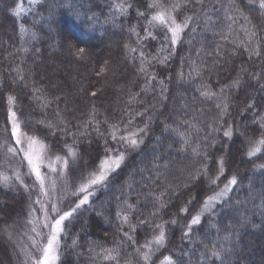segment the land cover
Wrapping results in <instances>:
<instances>
[{"label": "trees", "instance_id": "obj_1", "mask_svg": "<svg viewBox=\"0 0 264 264\" xmlns=\"http://www.w3.org/2000/svg\"><path fill=\"white\" fill-rule=\"evenodd\" d=\"M120 2L123 0H0V144L15 143L7 125L10 95L15 97L14 110L22 130L46 146L45 159L51 160L53 153L66 155L67 141L79 159L86 161L79 163L90 169L105 155V141L115 147L109 135L112 124L121 132L148 124L146 133L140 134L144 143L129 151L126 164L112 174L109 186L90 198V206H83L65 221L58 264H144L137 249L152 238L154 226L160 223L165 224L168 241L153 256L155 264L166 255H171L174 264H221V260L223 264H264V236L260 234L264 233V170H255L264 164V155L251 159L247 155L248 141L259 139L264 131L258 122V116L264 114V16L258 0H160L165 8L181 4L173 13L178 21L192 17L174 50L169 34L165 53L158 49L165 44L166 29L153 28L156 39L144 31L157 10L148 8L150 0H126L132 7L125 14L112 8ZM17 3L25 10L19 16L13 14ZM21 27L26 29L23 34ZM245 29L255 32V37L246 35ZM257 44L261 55L249 57L245 47L251 50ZM81 47L86 50L83 60L76 56ZM168 52L164 63L152 59ZM142 59L146 72L140 71ZM238 75L240 86L232 87ZM204 90L216 95L206 98L201 95ZM223 102L228 110L221 118L216 105ZM248 103L254 107L248 109ZM41 121L61 128L63 121L68 124V134L53 132ZM229 125L233 127L231 140L224 136ZM197 146L199 156L193 154ZM6 154L7 147L0 148V171ZM221 156L225 175L216 190L234 174L239 183L228 194L230 201H222L213 213H206L202 224L182 239L205 195L213 194L206 192L203 176L189 183L190 173L206 163L214 177ZM17 169L28 172L10 163L6 175L12 177ZM24 179L31 188L30 178ZM14 183L7 188L0 185L2 208L7 198L17 196ZM157 196L166 202L158 212ZM193 196L196 200L188 204ZM74 201V196L70 201L66 198L67 208L74 207ZM185 206L191 214L181 213ZM125 215L128 223L122 225ZM258 235L260 239L250 246L249 241ZM0 236L9 239L3 233ZM15 241L20 243V238ZM6 248L9 250L8 245ZM104 249H116L112 253L115 259L105 260ZM18 250L13 243L4 264L8 259L14 264ZM213 250L220 253L221 260L212 257Z\"/></svg>", "mask_w": 264, "mask_h": 264}, {"label": "snow or ice", "instance_id": "obj_2", "mask_svg": "<svg viewBox=\"0 0 264 264\" xmlns=\"http://www.w3.org/2000/svg\"><path fill=\"white\" fill-rule=\"evenodd\" d=\"M36 0H29V3H35ZM197 3H202V0H197ZM185 7L187 5H184ZM132 5L128 4L126 0L120 3H113L112 8L115 12L120 14H125ZM258 7L260 9V13L264 16V0H258ZM149 9H157L147 20V26L144 31L146 36H151L152 39H156V36L152 34L153 28H162L166 29V34L164 36L165 44L158 49L159 53H165L169 48V34H170V46L171 49H175L178 44V41L181 39V34L184 32L186 28L189 26V22L192 20L191 16H186L182 21H178L176 16L173 14L181 8V4L176 3L170 5L165 8L160 3V0H150L148 4ZM25 10L22 6L17 3L15 5L14 15L19 16ZM139 16H145L144 12L138 11ZM228 20H233L232 16L227 17ZM248 18L245 17V20ZM230 27V25H229ZM135 32V28L131 29ZM21 33L23 34L26 29L21 27ZM246 35L250 37H255V32H248L245 29ZM138 35V34H137ZM251 40H249V43ZM139 43V38H138ZM127 47V45H126ZM239 47V45H237ZM248 52L249 57L252 55L260 56L261 51L259 45L249 50V48L245 47L244 49ZM131 51H136V49H131ZM171 52H168L162 57L154 56L152 59H158L160 63H164L167 61L168 56ZM76 56L78 59H86V50L81 47L76 51ZM141 57H144V53L141 52ZM145 61L142 59L141 61V72H146V68L144 67ZM246 70V69H242ZM104 69H101L103 72ZM23 78V77H21ZM240 77L239 75L232 82V87L240 86ZM264 88V84L261 85ZM224 92V88H221V93ZM91 95L95 96L96 92H92ZM201 95L206 98H212L216 95V93L211 92L210 90L201 91ZM39 99V98H38ZM8 118L7 125L10 126L11 129V139L15 141L13 144H0V148L7 147V153L11 154L12 157H16L20 159V164L23 166L25 163L28 168L27 173H22L20 170H14L13 176L9 177L4 172H0V185L4 187H9L13 185V180L15 184L20 185L25 189L26 192H29V219L27 223L32 225L30 229V233L34 234L28 235V239L30 241V245L25 247L24 253L25 258L23 264H58L61 256V252L63 249L61 248V240L66 235L67 225L65 221L69 220L77 213L83 206H90V198L95 196L98 191L101 189L107 188L109 186V182L113 177V173H116L123 165L126 164L128 159L129 151H136L140 148V145L144 143L143 137L140 135L141 133H146L148 128V124L145 123L142 128H128L126 127L123 132L116 125L112 124L111 131L109 135L113 141L112 145L107 144L105 141V155L99 158V162L96 163L94 167L91 168L90 171L81 170L80 176L78 178V182H75L72 187L73 191L71 192L72 196L76 197V201H74V207H69L67 210L62 209L60 204L63 202V197H58L56 195L57 181L52 179V176L47 173L42 172V168L45 166V155L44 151L46 146L43 141H41L35 135H28L26 132L22 130V124L19 118L17 117V113L14 110L15 97L8 96ZM50 103V102H49ZM48 104H45L44 107H47ZM218 109H220V116L223 118V115L228 110V104L226 102L218 103L216 105ZM254 105L252 103L247 104V108L251 109ZM59 115V113H57ZM257 117L254 114V122H256ZM258 122L261 129H264V114H260L258 116ZM41 123L46 124L49 129L55 131H63L65 135L68 134V124L63 123V128L60 127V124H53L47 121H41ZM131 119L128 121V124L131 125ZM99 133V129H96ZM118 133H120L118 135ZM84 135L85 133H80ZM224 136L228 138V140L232 139L233 136V127L229 125L227 129L224 130ZM187 142V138L182 136ZM73 139L75 140V134H73ZM249 149L247 152L248 157L251 159L252 157H256L258 154L264 155V131L261 132L260 138L257 140H249ZM40 146V151H37L36 146ZM66 155L55 156V163L49 160L47 167L49 173L55 174L57 179L67 180V175L72 171L71 165L75 164L79 159V153L76 151L74 146H70L65 141ZM193 154L199 156L201 154L199 146L193 148ZM207 159V154L205 153V160ZM62 161V163H60ZM219 169L217 175L214 177L210 174V170L207 167L206 163H202L201 169H195L192 173H190L189 183H193L198 181L201 176H203L207 182L206 192L213 193L212 195H205L203 203L200 208L197 210L195 215H192L191 220L187 223L188 231L183 233L182 239L184 237H188L190 233L198 226L202 224V217L206 213H213L216 206L221 205L222 201H230L231 197L228 195L230 192L234 191V186L239 183L237 176L234 174L230 178L227 179V182L224 184L223 188H220L219 191L216 189L219 187V182L221 177L225 175V167H224V157L221 156L219 161ZM87 168V165H85ZM256 171L264 170V164L257 165ZM264 175V174H262ZM34 177V183L29 188V186L25 183L24 177ZM51 180V186H49V181ZM39 186V194H37V198L35 201L31 200V196L36 194V186ZM215 186V187H213ZM65 191H67V184H65ZM163 195V193L161 194ZM264 198V197H262ZM196 200V197L193 196L192 199L188 201V204H192L193 201ZM155 204L158 205L156 208V212L159 211L160 208L166 206V202L162 201L159 196L155 197ZM38 206V208L36 207ZM131 207V206H129ZM181 213L188 215L191 214V209L187 206L182 207L180 209ZM41 213L42 215H37V213ZM155 216L156 213L154 212ZM121 213L117 212V217L120 218ZM128 223V217L125 215L122 219V225ZM143 223V221H142ZM149 226L152 227V222L149 221ZM172 224L176 223V218L171 220ZM158 229V233L156 231ZM132 231H135V227L132 228ZM125 236L128 240H132L135 243V240L131 235L125 233ZM168 241V236L166 234V228L164 223L156 224L153 229V234L151 239H146L145 243L137 249V253L140 258L143 260L144 264H155L153 260V256L159 252L161 249L166 247V242ZM76 241L73 240V245H75ZM144 249V251H141ZM116 249H104L103 256L105 260H114L115 257L112 253L116 252ZM212 257H215L217 260H221V255L219 252L213 250L211 253ZM161 264H174V261L171 255H166L163 257ZM175 264H183L182 261H176ZM221 264H223L221 260Z\"/></svg>", "mask_w": 264, "mask_h": 264}, {"label": "rangeland", "instance_id": "obj_3", "mask_svg": "<svg viewBox=\"0 0 264 264\" xmlns=\"http://www.w3.org/2000/svg\"><path fill=\"white\" fill-rule=\"evenodd\" d=\"M1 13H0V23H1ZM71 100V99H69ZM37 151H40V146L37 145L36 146ZM55 154H52L51 157V161L52 159L55 158ZM22 159V157L20 158ZM20 159L16 158V157H12L11 154L7 153L2 161V166H1V171L0 172H4L6 174V167L11 163V166L16 165L20 166L21 168L25 169L26 171H28L27 165L26 163L21 166L20 164ZM50 159H45V166H47L48 162ZM82 162V159H78V161L75 164L71 165L72 171L68 173L67 175V180H60L57 179L55 174L49 173V170L45 168V166L42 168V172L47 173L48 175L52 176V179H55L57 181V188H56V195L58 197L63 196V202L60 204V207L63 206L62 209L67 210V204L65 203V199L68 198V200L70 201V197H73L71 195V192L74 190L72 185L75 182H78V178L80 176L81 171L78 172L79 168L81 167V170L85 171V173L87 171H90V167H87V169H85L84 164H85V160L83 159L84 163L83 165H81L79 162ZM9 163V164H8ZM54 163H55V159H54ZM45 170V171H44ZM31 183H34L35 178L34 177H30ZM25 183L28 185V182L25 181ZM49 186H51V180L48 182ZM65 184H67V191H65ZM15 193L17 196H15V199H11V198H7L9 199L8 201L4 202L5 206L4 208L1 207V203H0V234H4L6 237H8L9 239L4 238V240L2 239V237L0 236V264H4L6 262V255L9 254V250L10 248H12L13 243H15V246L19 249L18 253L16 254L15 258L16 260L13 261L14 264H23L24 258H25V253H24V249L25 247L30 245V241L28 239V235H34L32 233H30V226L27 223V220L29 219V213H28V209H29V204H30V199H29V192H26L25 189L23 187H21L18 184H15ZM29 186V185H28ZM30 188V187H29ZM71 191V192H70ZM37 194H39V186H36V194H33L31 196V200L35 201L37 198ZM66 194V195H65ZM75 197V196H74ZM74 205V204H73ZM38 208V206H36ZM37 215H42L41 213H37ZM6 223H3L5 222ZM239 223H243L241 220ZM19 231L17 234L16 232ZM262 236H264V233H260ZM20 238V243H16V239ZM256 239H260V235L253 237V239L251 241H249L250 246H252L253 244V240ZM13 242L11 243V245L8 244V242ZM8 245V249L6 248V246ZM7 251V254H6ZM14 254V255H15ZM251 258V257H250ZM249 258V259H250ZM8 264H10V260L8 259ZM161 264V263H160Z\"/></svg>", "mask_w": 264, "mask_h": 264}]
</instances>
